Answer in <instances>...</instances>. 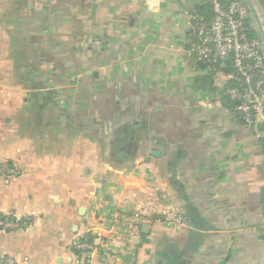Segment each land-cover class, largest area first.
<instances>
[{"label":"crops","instance_id":"1","mask_svg":"<svg viewBox=\"0 0 264 264\" xmlns=\"http://www.w3.org/2000/svg\"><path fill=\"white\" fill-rule=\"evenodd\" d=\"M195 14L207 0H0V216L21 224L0 258L264 264V140L189 52Z\"/></svg>","mask_w":264,"mask_h":264},{"label":"built area","instance_id":"2","mask_svg":"<svg viewBox=\"0 0 264 264\" xmlns=\"http://www.w3.org/2000/svg\"><path fill=\"white\" fill-rule=\"evenodd\" d=\"M212 15L195 14L190 18L195 42L189 52L201 62L215 65L226 73L229 84L225 95L234 103L246 126L264 140V54L255 35L246 8L240 0H208ZM229 56L226 60L225 57ZM158 214L161 220L176 228L185 227L187 218L180 210L158 197L142 206ZM21 224L0 216V229L11 230ZM75 248L87 261L98 249L94 239H79ZM0 264H16L10 257L0 258Z\"/></svg>","mask_w":264,"mask_h":264},{"label":"water","instance_id":"3","mask_svg":"<svg viewBox=\"0 0 264 264\" xmlns=\"http://www.w3.org/2000/svg\"><path fill=\"white\" fill-rule=\"evenodd\" d=\"M240 1L244 4L246 8L248 18L250 19L254 30L258 32L259 31L262 32L263 19L261 18L262 15H264V0H261L259 5H256L254 0H240ZM257 37L260 40V49L264 54V39L262 35H257ZM225 59L228 60L229 56H226Z\"/></svg>","mask_w":264,"mask_h":264},{"label":"rangeland","instance_id":"4","mask_svg":"<svg viewBox=\"0 0 264 264\" xmlns=\"http://www.w3.org/2000/svg\"><path fill=\"white\" fill-rule=\"evenodd\" d=\"M15 168L11 164H2L0 165V177L5 178V175L10 176V173H14Z\"/></svg>","mask_w":264,"mask_h":264},{"label":"trees","instance_id":"5","mask_svg":"<svg viewBox=\"0 0 264 264\" xmlns=\"http://www.w3.org/2000/svg\"><path fill=\"white\" fill-rule=\"evenodd\" d=\"M207 2H208V0H207ZM208 4H209V2H208ZM11 163V162H10ZM0 215H2V214H0ZM82 240H87V241H91L92 240V236L91 235H88V236H86L85 238H83ZM73 250L74 251H76V252H79V249H77V248H73ZM81 251V250H80Z\"/></svg>","mask_w":264,"mask_h":264}]
</instances>
